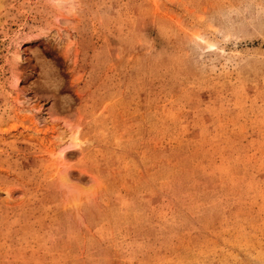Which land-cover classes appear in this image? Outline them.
<instances>
[{
    "label": "rangeland",
    "instance_id": "rangeland-1",
    "mask_svg": "<svg viewBox=\"0 0 264 264\" xmlns=\"http://www.w3.org/2000/svg\"><path fill=\"white\" fill-rule=\"evenodd\" d=\"M0 264H264V0H0Z\"/></svg>",
    "mask_w": 264,
    "mask_h": 264
}]
</instances>
